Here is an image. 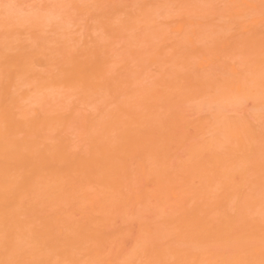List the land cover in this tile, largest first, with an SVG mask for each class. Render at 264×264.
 <instances>
[{"label":"bare ground","instance_id":"bare-ground-1","mask_svg":"<svg viewBox=\"0 0 264 264\" xmlns=\"http://www.w3.org/2000/svg\"><path fill=\"white\" fill-rule=\"evenodd\" d=\"M0 264H264V0H0Z\"/></svg>","mask_w":264,"mask_h":264}]
</instances>
